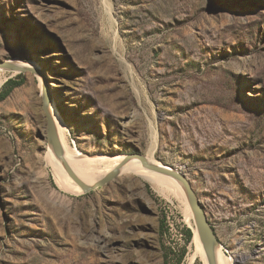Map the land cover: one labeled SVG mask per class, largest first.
I'll use <instances>...</instances> for the list:
<instances>
[{
  "label": "rangeland",
  "instance_id": "rangeland-1",
  "mask_svg": "<svg viewBox=\"0 0 264 264\" xmlns=\"http://www.w3.org/2000/svg\"><path fill=\"white\" fill-rule=\"evenodd\" d=\"M11 61L35 72L0 102V264H204L187 204L136 174L57 187L39 77L70 148L154 144L230 264H264V0H0Z\"/></svg>",
  "mask_w": 264,
  "mask_h": 264
},
{
  "label": "bare ground",
  "instance_id": "bare-ground-1",
  "mask_svg": "<svg viewBox=\"0 0 264 264\" xmlns=\"http://www.w3.org/2000/svg\"><path fill=\"white\" fill-rule=\"evenodd\" d=\"M9 63H13L19 67L31 68L30 64H24L20 61H11ZM16 75H18L17 72H9L0 69V88L7 79ZM39 81L41 85L40 90L42 92V97L47 101V99H49L47 96L48 93L44 86L42 77H39ZM50 108L52 109L51 105ZM49 114L54 123L56 134L63 150V161L65 162L69 170L73 173V175L77 178V180L80 181L84 186L95 188L99 186L100 183L114 171L118 173L117 176L134 173L139 176V178L150 184L151 187L156 191L162 194H172V197L175 196L176 198H180L182 201H184L189 207V211L187 214L188 220H194L184 190L178 182L167 176L152 173L143 169L140 162L136 159L125 162V156L86 157L81 155L68 146V128L61 120L59 115L55 111H53V115H51V113ZM155 149L156 147L154 144L149 146L144 154V157L149 163L164 167V165L161 163L156 164L153 162ZM51 151H49L47 156V164H49L51 167L53 179L57 187L67 193H83L82 189L78 185H76V183H74L72 179H70V177H68L62 163L54 157ZM82 181L86 184H84ZM193 226L194 228H192L193 237L191 244L195 251L199 253L200 259L203 261V263L209 264L204 249L199 241L195 225ZM214 263L230 264L229 260L221 254L219 247H217L214 251Z\"/></svg>",
  "mask_w": 264,
  "mask_h": 264
},
{
  "label": "water",
  "instance_id": "water-1",
  "mask_svg": "<svg viewBox=\"0 0 264 264\" xmlns=\"http://www.w3.org/2000/svg\"><path fill=\"white\" fill-rule=\"evenodd\" d=\"M0 69L6 70L9 72H17L18 74L35 72L33 68L19 67L9 62H0ZM48 106H49V100L47 99L46 101L43 98V110L46 113V120H47V130H46L47 142L50 146V149L52 150L54 157L62 163L64 170L66 171V174L68 175V177H70V179H72V181L76 183V185H78L84 193H89L93 191L94 189H97L98 187L107 186L111 181H113L117 177L118 173L116 171L112 172L106 179H104L100 183L99 186L93 188V187L84 186L80 181L77 180V178L73 175V173L66 166L65 162L63 161V150L59 142L58 136L56 134L54 123L48 112ZM125 157H126L125 162H128L132 159H136L140 162L143 169L149 172H152V173L167 176L173 179L174 181L178 182L182 186L184 193L186 195V199L190 206L191 213L193 215L194 225H195V228L198 234L199 241L204 249L207 260L209 264H215L214 263V251L217 248V239H216L215 232L213 230V227L207 220L204 214V211H203V207L201 203L198 201L194 192L192 191L190 187V183L186 179L185 175L181 171H178L172 167H168V166L160 167L152 163H149L145 159L144 155L134 154V155H129ZM191 231L193 233L192 229Z\"/></svg>",
  "mask_w": 264,
  "mask_h": 264
},
{
  "label": "trees",
  "instance_id": "trees-1",
  "mask_svg": "<svg viewBox=\"0 0 264 264\" xmlns=\"http://www.w3.org/2000/svg\"><path fill=\"white\" fill-rule=\"evenodd\" d=\"M21 78V75H19V77H17L16 79H9L3 84L2 88L0 89V102L5 100L14 89L22 85L23 81ZM185 236L187 243H190L193 237L191 229H185Z\"/></svg>",
  "mask_w": 264,
  "mask_h": 264
}]
</instances>
